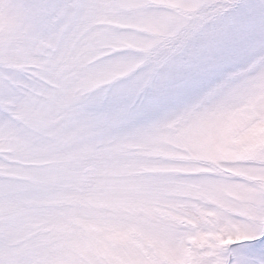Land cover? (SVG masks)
<instances>
[{
    "label": "snow or ice",
    "instance_id": "6c2138e0",
    "mask_svg": "<svg viewBox=\"0 0 264 264\" xmlns=\"http://www.w3.org/2000/svg\"><path fill=\"white\" fill-rule=\"evenodd\" d=\"M0 264H264V0H0Z\"/></svg>",
    "mask_w": 264,
    "mask_h": 264
}]
</instances>
